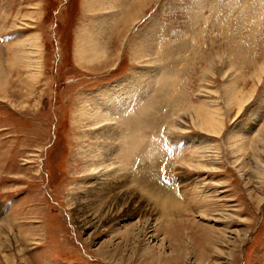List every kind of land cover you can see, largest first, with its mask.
Returning <instances> with one entry per match:
<instances>
[{
	"label": "rangeland",
	"instance_id": "374dc122",
	"mask_svg": "<svg viewBox=\"0 0 264 264\" xmlns=\"http://www.w3.org/2000/svg\"><path fill=\"white\" fill-rule=\"evenodd\" d=\"M263 105L264 0H0V264H264Z\"/></svg>",
	"mask_w": 264,
	"mask_h": 264
},
{
	"label": "bare ground",
	"instance_id": "6f19581e",
	"mask_svg": "<svg viewBox=\"0 0 264 264\" xmlns=\"http://www.w3.org/2000/svg\"><path fill=\"white\" fill-rule=\"evenodd\" d=\"M94 54H97V51L95 50L94 51ZM212 64V63H211ZM232 83V82H231ZM230 87V86H229ZM234 87V86H233ZM231 88V89H234V88ZM228 88V87H227ZM230 89V88H229ZM228 92V91H227ZM230 92H232V94L234 95V92L233 91H230ZM238 92V91H237ZM240 92V91H239ZM240 93H242V92H240ZM127 95V94H126ZM133 96V95H132ZM242 96V95H241ZM127 97V96H126ZM226 98V97H225ZM229 99H230V97H228ZM227 98V99H228ZM240 98V97H239ZM226 99V100H227ZM247 100V99H246ZM134 101V100H133ZM132 101V102H133ZM243 100H241V102H242ZM121 102V101H120ZM119 102V104L118 105H121L122 103H120ZM124 102V101H123ZM151 102V101H150ZM227 102V101H226ZM239 102V101H238ZM128 104V103H127ZM238 104V103H237ZM212 106V105H211ZM264 106V105H263ZM116 109V110H115ZM125 109V108H124ZM120 110V106L118 107V106H116V107H114L113 108V110L111 109L110 111H113L114 113L115 112H117L118 113V111ZM205 111H206V109H205ZM264 111V110H263ZM122 112V111H121ZM213 112H215V111H209V113H210V116L208 117H202L201 115H199L198 114V112H196V113H193V115H191L190 117H191V119H192V122L195 124V126L196 125H198L199 127H203V126H207L208 127V129H206V130H208V131H210V130H212V128H213V124L214 123H216V121H217V117L215 116V115H213ZM120 113V112H119ZM118 113V114H119ZM94 115H96V114H94ZM120 115V114H119ZM115 117V116H114ZM142 118H146V116L144 115V117H142ZM220 120V119H219ZM151 122H152V120H151ZM220 122V121H219ZM263 126L260 128L259 127V129H257V133L258 134H260V135H263L264 136V124H262ZM175 127V126H174ZM179 128V127H178ZM211 128V129H210ZM215 128V127H214ZM210 129V130H209ZM217 130V129H216ZM215 130V131H216ZM104 134H105V128H104ZM257 134V135H258ZM240 135V133H238L237 134V136H239ZM253 137V136H252ZM241 138V137H240ZM199 139V138H198ZM243 139V138H242ZM229 140V139H228ZM205 141H206V139H205ZM237 141H241L242 143L244 142V140H240V139H237ZM189 142H190V140H189ZM247 142V141H246ZM251 142H253L252 140H251ZM261 142V141H260ZM193 143H195L194 141H193ZM198 143V141H196V144ZM231 143V142H230ZM248 143V142H247ZM262 143V142H261ZM149 144V143H148ZM150 144H151V142H150ZM199 144H201L200 142H199ZM229 144V143H228ZM237 144V143H236ZM244 144V143H243ZM252 144V143H251ZM250 144V145H251ZM231 145V144H230ZM230 145H228L229 147H232V146H230ZM234 145V144H233ZM239 145V144H238ZM245 145V144H244ZM247 145V144H246ZM200 146V145H199ZM254 146V145H253ZM133 149H136V147L135 146H131ZM236 148H238L237 146H235ZM242 147V146H241ZM252 147V146H251ZM107 149H108V151H109V147L108 148H106V149H104V151H107ZM231 149H233V148H231ZM244 149V148H243ZM234 150V149H233ZM236 150V149H235ZM237 150H239V149H237ZM242 150V149H241ZM262 150H264V149H262ZM104 151L102 150V151H100L99 152V154L97 155L95 152H89L88 153V158H89V161L91 162V164L92 165H94V164H96L97 166L96 167H94V168H92V171H96V169H99V168H101L102 169V165H103V162L105 161L103 158H102V155H103V153H104ZM137 153H139L140 154V150H138L137 149V151H136ZM233 152V151H232ZM238 152V151H237ZM241 152V151H240ZM244 152V151H243ZM149 153V152H148ZM157 153V152H156ZM147 154V153H146ZM242 154V153H241ZM240 155V154H239ZM239 155H236V156H239ZM148 156V155H147ZM241 156V155H240ZM239 156V157H240ZM140 159V158H139ZM262 165H264V164H262ZM261 165V166H262ZM141 166V165H140ZM260 166V165H259ZM150 167H152V165L150 166ZM142 168V167H141ZM262 168V167H261ZM264 168V167H263ZM260 169V168H259ZM148 177V176H147ZM88 191H90L91 193H88V194H90V195H92L93 193H92V191H91V189L90 190H88ZM106 192V191H105ZM129 192V191H128ZM128 192H125V193H123L124 195H127L128 194ZM97 199H98V195H96V194H93ZM135 195L137 196V194L135 193ZM103 196H107V195H103ZM92 198V197H91ZM160 198V197H159ZM162 198H163V196H162ZM124 200H125V198H123V202H124ZM89 201L91 202L92 201V199H89ZM104 204V202H101V205H103ZM176 204H177V202H176ZM89 207H90V205H89V203H86V202H79V203H77V208L75 209V212L78 214V217H82V220L84 221V222H88V223H91V220H92V218H89V219H87V217H88V215L87 216H84V214L85 213H87V211L89 210ZM91 208V207H90ZM91 214V213H90ZM7 215H9V214H7ZM1 217H3L2 218V220L4 221V220H6L7 219V217H5V216H1Z\"/></svg>",
	"mask_w": 264,
	"mask_h": 264
}]
</instances>
